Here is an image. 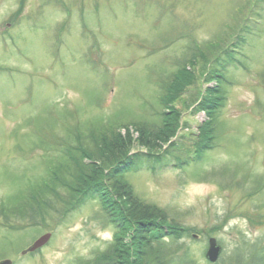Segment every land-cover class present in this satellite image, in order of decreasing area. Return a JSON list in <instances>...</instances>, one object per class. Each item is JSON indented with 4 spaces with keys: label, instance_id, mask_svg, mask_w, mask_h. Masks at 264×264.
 Returning a JSON list of instances; mask_svg holds the SVG:
<instances>
[{
    "label": "rangeland",
    "instance_id": "374dc122",
    "mask_svg": "<svg viewBox=\"0 0 264 264\" xmlns=\"http://www.w3.org/2000/svg\"><path fill=\"white\" fill-rule=\"evenodd\" d=\"M182 67L194 80L173 102L175 137L135 148L142 155L126 179L189 229L170 243L174 257L243 264L253 244L264 245V0H0V203L48 179L78 133L108 122L155 128L165 85ZM212 68L223 75L224 100L202 149L206 118L195 100ZM102 218L96 200L13 229L0 218V260L92 262L113 239ZM43 233L44 247L20 255ZM210 236L221 246L212 263Z\"/></svg>",
    "mask_w": 264,
    "mask_h": 264
},
{
    "label": "trees",
    "instance_id": "16d2710c",
    "mask_svg": "<svg viewBox=\"0 0 264 264\" xmlns=\"http://www.w3.org/2000/svg\"><path fill=\"white\" fill-rule=\"evenodd\" d=\"M213 68L208 70L205 81L214 80L216 86L206 87L195 100L196 109L206 115L200 126V134L205 138L201 139L202 149L210 146L215 112L224 100L217 88L223 75ZM193 80L194 76L182 67L167 82L160 97L163 106L160 124L155 128L122 125V134L115 124L108 122L93 126L85 134L78 133L76 144L65 149V161L48 166V179L31 185L25 196L17 194L15 199L6 198L0 203L3 226L13 229L14 224H19L17 221L33 222L37 215L40 218L50 211H58L59 207L66 212L75 204L96 200L102 209L103 221L114 228L113 239L104 254L85 264H187L189 259L185 254L174 257L176 252L169 245L186 236L189 229L171 223L163 208L137 197L126 176L137 169L142 155L141 152L129 154L132 148L155 150L175 136L181 113L173 102ZM132 131L137 132L136 138ZM146 156L152 155L147 152ZM238 251L239 257L246 253ZM248 254L243 264H264V245L253 244Z\"/></svg>",
    "mask_w": 264,
    "mask_h": 264
},
{
    "label": "water",
    "instance_id": "95a60500",
    "mask_svg": "<svg viewBox=\"0 0 264 264\" xmlns=\"http://www.w3.org/2000/svg\"><path fill=\"white\" fill-rule=\"evenodd\" d=\"M49 237H50L49 233L40 236L30 247H28L26 250L22 251V254H24L28 251H33V250L37 249L38 247H41L43 244H45L47 242ZM220 251H221V247H220V245L217 244L216 239L214 237L208 238V247H207V250L205 252L206 258L210 262H214L217 260ZM10 263H11L10 260L0 261V264H10Z\"/></svg>",
    "mask_w": 264,
    "mask_h": 264
}]
</instances>
